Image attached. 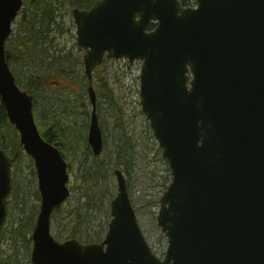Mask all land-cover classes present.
<instances>
[{"label":"water","instance_id":"water-1","mask_svg":"<svg viewBox=\"0 0 264 264\" xmlns=\"http://www.w3.org/2000/svg\"><path fill=\"white\" fill-rule=\"evenodd\" d=\"M193 1L98 0L73 9L93 105L88 143L98 156L105 142L93 72L105 58L142 62L141 107L171 173L157 217L169 241L161 259L120 168L104 241L59 242L52 234L54 210L71 193L69 166L41 134L35 95L8 62L6 42L24 0H0L1 102L35 162L41 193L34 264H264V0ZM11 167L0 149V235Z\"/></svg>","mask_w":264,"mask_h":264},{"label":"rangeland","instance_id":"rangeland-1","mask_svg":"<svg viewBox=\"0 0 264 264\" xmlns=\"http://www.w3.org/2000/svg\"><path fill=\"white\" fill-rule=\"evenodd\" d=\"M47 1H52L55 6L54 21L49 25L45 24L48 37L44 40L41 36L36 47L34 45L32 48V44L26 47H31L33 58L47 57L45 67L38 71H51L50 74L53 75L50 76L44 92L53 97L59 95L64 99H71L72 111L66 116L57 115L58 111L55 110L50 114L48 112L47 122L50 124H44L42 127L44 132L52 125L55 126V120L58 118L59 122L67 127L68 133L64 139L56 132V128L50 130L53 139L59 142L61 148V142L65 144L64 155L71 178V194L53 215L52 233L59 242L72 237L82 243L104 241L112 218L111 204L118 192V179L114 171L120 168L126 175L142 231L154 253L163 258L169 241L158 226L157 216L161 195L171 180V173L168 163L162 157L150 120L142 111L139 96L142 63L135 62L130 65L125 59H106L103 66L94 73L99 120L106 142L104 151L97 157L88 143L93 109L88 94V77L85 76V52L77 42L73 6L71 7L68 0ZM25 4L14 21L12 36L8 40L9 47H14L15 44L16 50L17 36L24 34L20 28L25 25L21 22ZM41 50H45L42 55ZM67 54L74 57L76 65V81L71 83L74 90L71 89L66 76L56 74V68L52 67L50 70L48 66L52 60ZM32 61L37 62L33 59ZM11 67L18 84L24 88L32 68L29 70L21 61L11 63ZM110 89L113 91L112 98L106 95ZM48 110L49 108L46 111ZM35 111L36 116H39V109ZM4 135L5 140L2 141L9 146L7 152L11 158L13 153L10 150L14 148V142L20 140V135L15 127L5 130ZM95 158L104 162L102 168ZM12 169L13 192L7 200L8 218L1 235V259L9 264H34L31 258V235L41 205L37 168L32 157L23 149L19 162L13 163Z\"/></svg>","mask_w":264,"mask_h":264},{"label":"trees","instance_id":"trees-1","mask_svg":"<svg viewBox=\"0 0 264 264\" xmlns=\"http://www.w3.org/2000/svg\"><path fill=\"white\" fill-rule=\"evenodd\" d=\"M96 0H68L71 7H79V8H85L91 6L93 3H95ZM26 8L24 9V17L22 19V24L25 23V25H22V28H20V31L22 30V33L18 34L17 40H18V48L16 50L15 44L14 47L12 45H8L7 43V56L8 60L11 63L21 61L24 65H26L30 73L28 77L26 78V84L24 88L29 89L30 92L35 93V109H39L40 113L39 116H36L37 123L39 124V127L41 129V132L43 136H45L46 139L53 142L54 144H59V142L55 141L53 139L52 134L50 133V130L52 128H56V132L59 133L64 139H66L68 133H67V127H65L61 122H59V119L57 118L55 120V126L52 125L49 129L42 131V127L44 124H47L48 119V112L53 113L54 110L58 111L57 115L60 116H66L72 111L70 110L71 106V99H68L67 97L64 99L62 96H51L48 95L45 91V87L48 85V81L50 79L51 71H41V68L45 67L44 62L45 58L47 57H38L35 56L34 58L31 55L32 49L31 47H26L29 44H32V48L35 45V47L38 44V39L42 36L44 40L48 37L47 27L46 25H49L52 21H54L55 18V9L53 7V2H48L47 0H26ZM30 10V11H29ZM29 11V13H28ZM39 26V28H37ZM43 40V41H44ZM45 52V50H41V55ZM46 55H48L46 53ZM49 56V55H48ZM39 58V59H37ZM33 60H37L36 63H33ZM50 70L52 67L56 68V74H61L63 76H66L70 87L71 83H75L73 80L76 81V69H75V63H74V57L72 55H64L63 57L59 56L57 59L52 60L51 64L48 65ZM35 69V70H33ZM37 69V70H36ZM72 90H74L73 87H71ZM113 91L110 89L109 93L106 94L108 97L112 98ZM47 108H49L48 111ZM74 110V108L72 109ZM56 117V116H55ZM54 117V119H55ZM57 123V124H56ZM50 124V123H49ZM60 124V126H58ZM13 128L14 126L9 123L8 119V113H6V109L1 102V96H0V147H4V149L7 151L9 150V146H7L2 139L5 140L6 135H4L5 130ZM66 141V140H65ZM64 143L63 141L61 142ZM62 146V152L64 154L65 152V144ZM14 148L10 151L13 153L12 160L14 163L19 162V159L21 158L23 147L20 146V141L14 142ZM66 156V155H65ZM96 163H100L101 168L102 164L104 162L101 161L100 158H95ZM75 235V234H73ZM2 260V259H1ZM4 261V260H3ZM4 264H9L8 261H4Z\"/></svg>","mask_w":264,"mask_h":264},{"label":"flooded vegetation","instance_id":"flooded-vegetation-1","mask_svg":"<svg viewBox=\"0 0 264 264\" xmlns=\"http://www.w3.org/2000/svg\"><path fill=\"white\" fill-rule=\"evenodd\" d=\"M181 4H183V6H193L196 3L193 0H181Z\"/></svg>","mask_w":264,"mask_h":264}]
</instances>
